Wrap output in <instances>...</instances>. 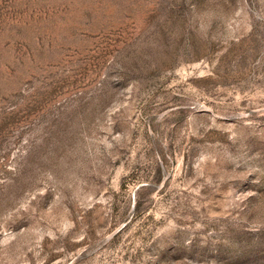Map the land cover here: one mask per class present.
Listing matches in <instances>:
<instances>
[{"label": "rangeland", "instance_id": "1", "mask_svg": "<svg viewBox=\"0 0 264 264\" xmlns=\"http://www.w3.org/2000/svg\"><path fill=\"white\" fill-rule=\"evenodd\" d=\"M0 264H264V0H0Z\"/></svg>", "mask_w": 264, "mask_h": 264}]
</instances>
